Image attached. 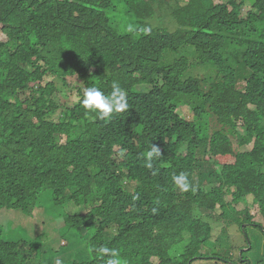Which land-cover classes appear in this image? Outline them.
Here are the masks:
<instances>
[{
	"label": "trees",
	"instance_id": "1",
	"mask_svg": "<svg viewBox=\"0 0 264 264\" xmlns=\"http://www.w3.org/2000/svg\"><path fill=\"white\" fill-rule=\"evenodd\" d=\"M0 27V264H46L44 233L14 241L22 227L2 218L45 219L43 194L53 232L97 228L67 264H105L101 246L126 264H218L217 248L252 247L251 229L264 237V0H0ZM245 68L250 93L233 111ZM113 82L129 108L100 120L84 90ZM184 103L192 122L177 114ZM151 145L161 156L149 169ZM133 183L152 197H133ZM70 201L90 212L66 215ZM253 249L238 262L264 264Z\"/></svg>",
	"mask_w": 264,
	"mask_h": 264
},
{
	"label": "rangeland",
	"instance_id": "2",
	"mask_svg": "<svg viewBox=\"0 0 264 264\" xmlns=\"http://www.w3.org/2000/svg\"><path fill=\"white\" fill-rule=\"evenodd\" d=\"M235 1L237 3H241L243 0H235ZM187 2L188 0H181V3L184 5ZM216 3L219 4L220 1H217ZM248 5L251 6L252 2L248 1L247 6ZM249 10L250 8L248 7L245 14ZM0 30H1V27H0ZM0 35H1V32H0ZM45 80H46V83H49L55 80V78L47 77ZM69 94H71V96L69 95V100H68L69 105H73V102L78 101V99L76 100L75 97L72 96V93H69ZM179 112L184 119L186 120L192 119V113L188 106H184L180 108ZM214 121L215 119H212V122ZM225 131H228V130L225 129ZM129 188H130V191H133L135 188L134 184L129 185ZM53 202L54 200H52V198H50L48 194H43L41 196L39 200V205L41 208L39 210L43 211V217L45 218L43 220H38L31 216L25 217V215L21 211H9L5 216L2 217L4 220L3 224H9V226L13 224V225H16V226L19 225L22 227L21 228L22 231L20 233L13 234V239H15L14 241H16L17 239H21V241L32 240V239H35L36 236L42 235V232H43L44 233L43 235L45 236V243L47 244V246L50 247L49 252L44 257V262L46 264H57V261H59V264H67L68 260H70L72 256L75 255L76 252L78 253V251L82 249V246H84V244L92 236L96 234L97 228L94 227V228L81 229L78 231L80 235H73V234L63 235L59 230H56L53 232L52 225L55 224V221H53L51 224L50 222H48V220H46L47 218L51 219L53 217L51 213V209H53V206H54ZM248 202L250 204L249 207H252L253 206L252 199H249ZM245 208H248V205L243 204L239 206L238 209L243 210ZM62 210H63V213H65L66 215H82L83 213H85L86 209H84L82 206H77L73 201H70V202H65L63 204ZM251 213L252 215H254V222L259 221L261 224H263V218L257 206L253 207V210L251 211ZM60 227L61 226L59 224L57 228L59 229ZM82 237L86 238V241L83 244H82ZM53 240H55L54 243H53ZM251 242H252V247L255 248L253 249V254H259V257L264 260V237L262 233L261 232L259 233L256 229H251ZM61 246L63 248H61ZM241 247H242V244H238V246H235L234 248L229 249V252H224L220 248H217L216 250H214L213 254L211 255H212V258L222 257L225 259H229L231 261L232 259H234V261L237 262L238 261L237 256H241L242 252H244V250L238 252ZM26 250H31V248H27ZM231 251L232 253L231 255H229ZM245 251H248V247L247 249H245ZM175 253L178 256L180 254V251L175 250ZM223 262H229V261L223 260ZM218 264H224V263L218 262ZM238 264H246V263L238 262Z\"/></svg>",
	"mask_w": 264,
	"mask_h": 264
},
{
	"label": "clouds",
	"instance_id": "3",
	"mask_svg": "<svg viewBox=\"0 0 264 264\" xmlns=\"http://www.w3.org/2000/svg\"><path fill=\"white\" fill-rule=\"evenodd\" d=\"M146 1H148V0H146ZM179 2L181 3V0H179ZM247 73H248V68H245V70L243 71V80H241V78H240L237 81H232L234 86H235V96H234V99L232 102L233 111L240 110V108L246 103V97L249 96L250 86L248 84L249 80H247ZM49 77H52V76H49ZM255 80H259L258 74H257ZM52 82H54V80ZM179 98L181 99V97H179ZM81 106L86 111L94 112L100 120L111 119V116H114V115H112L113 113L124 112V111L128 110V108H129V104H128V101L126 98V93L124 92L123 89H121L119 84L116 82H113L112 91L109 94H105L104 92H102L97 87L86 88L84 90L83 97L81 99ZM184 106H188L190 108V111L192 113V119L191 120H186L181 116L179 110H180V108H182ZM250 107L251 106L249 105V108ZM177 114L183 120H185L187 122L194 121V113H193V110H192V107L190 104H187V103L181 104L180 107L177 109ZM160 156H161V153H160L159 148L154 146V145H151L150 150L144 154L145 166L149 169H152L153 159L159 158ZM172 182L174 183L175 186L179 187L182 191H185V192H187L191 187L190 182L188 180V177L185 173H180L178 175L174 174L172 176ZM133 184L135 187L133 191H130L129 185L127 187V192H129L133 197H137V193L141 192L142 189L147 190V193H145V195H144L145 197L146 196L152 197L149 194V186L148 185L145 186L143 184H135V183H133ZM246 199L249 200L252 198L250 196ZM252 203H253V199H252ZM82 207L84 209H86L85 213H83V214H88L90 212V210H88V208H86L85 206H82ZM40 208L41 207L39 205L37 210L43 214V211L39 210ZM255 223H257V222H255ZM254 228H256V227H254ZM85 241H86V238L82 237V244ZM61 248H63V247L61 246ZM250 248H252V247H250V244H249L248 251L244 250V252L249 253ZM92 251L96 252L101 259H104L105 264H126V262H124L120 258L119 253L115 249H112V248H109L106 246H101L98 249H92ZM225 260H227V259H225ZM222 263H224V264H235V263H238V261L236 262V261H234V259H232V261H230V262H223L222 261ZM57 264H59V261H57Z\"/></svg>",
	"mask_w": 264,
	"mask_h": 264
}]
</instances>
